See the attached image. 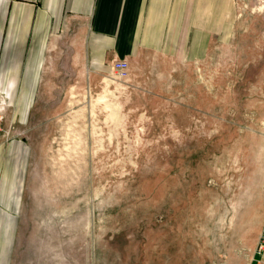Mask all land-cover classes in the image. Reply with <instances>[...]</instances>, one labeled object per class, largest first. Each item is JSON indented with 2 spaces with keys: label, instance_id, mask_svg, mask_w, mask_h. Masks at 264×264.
Returning a JSON list of instances; mask_svg holds the SVG:
<instances>
[{
  "label": "rangeland",
  "instance_id": "1",
  "mask_svg": "<svg viewBox=\"0 0 264 264\" xmlns=\"http://www.w3.org/2000/svg\"><path fill=\"white\" fill-rule=\"evenodd\" d=\"M231 14L201 60L125 79L66 30L31 102L0 38V264H264V0Z\"/></svg>",
  "mask_w": 264,
  "mask_h": 264
},
{
  "label": "crops",
  "instance_id": "2",
  "mask_svg": "<svg viewBox=\"0 0 264 264\" xmlns=\"http://www.w3.org/2000/svg\"><path fill=\"white\" fill-rule=\"evenodd\" d=\"M230 17L231 0H0V38L11 39L5 59L13 55L4 83L26 87L22 100L31 102L49 43L66 30L83 39L93 73L145 53L199 61L214 39L228 38Z\"/></svg>",
  "mask_w": 264,
  "mask_h": 264
},
{
  "label": "built area",
  "instance_id": "3",
  "mask_svg": "<svg viewBox=\"0 0 264 264\" xmlns=\"http://www.w3.org/2000/svg\"><path fill=\"white\" fill-rule=\"evenodd\" d=\"M112 70L119 79H125L128 77L130 72V63L127 60H118L113 64ZM258 244L259 246L255 251V255H259V258L262 259V255L264 254V226L262 232L260 233Z\"/></svg>",
  "mask_w": 264,
  "mask_h": 264
}]
</instances>
